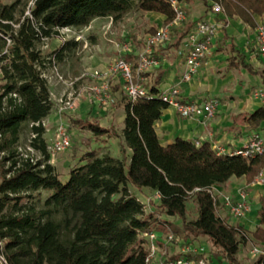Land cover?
<instances>
[{"label":"trees","instance_id":"16d2710c","mask_svg":"<svg viewBox=\"0 0 264 264\" xmlns=\"http://www.w3.org/2000/svg\"><path fill=\"white\" fill-rule=\"evenodd\" d=\"M223 1L250 23L251 15L264 13V0ZM134 12L159 13L163 24L174 18L169 0H0V255L7 264H150L145 235L153 231L193 247L204 237L214 264H239L241 246L253 238L264 242V194L258 197L255 229L248 232L220 215L212 192L231 178L251 183L264 166V151L251 157L217 154L208 142L179 137L161 145L154 123L168 105L158 81L144 84L148 95L134 102L123 94L121 131L78 121L97 140L118 139V154L89 146L70 166L68 180L59 179L43 125L54 106L45 75L56 66L68 78L59 65L81 44L62 30H82L96 18L117 24ZM183 23L170 36L180 30L179 38L185 37L192 25ZM53 38L62 39L60 46L44 51ZM260 76L264 84V68ZM243 119L264 132L262 107ZM129 185L154 193L151 210ZM189 201L195 210L190 219ZM197 248L188 255L193 261L205 258ZM255 264H264V250Z\"/></svg>","mask_w":264,"mask_h":264},{"label":"crops","instance_id":"0c3cea01","mask_svg":"<svg viewBox=\"0 0 264 264\" xmlns=\"http://www.w3.org/2000/svg\"><path fill=\"white\" fill-rule=\"evenodd\" d=\"M213 3L220 4V12L213 10ZM180 5L186 15L183 22H190L192 25L189 31L197 21L210 20L219 26L217 35L212 39L209 52L197 72L188 81H184L182 75L186 69L185 58L188 50L186 36L179 38L180 30L178 34H172L167 42L153 48L152 55L157 59V65L144 73V84L150 86L158 81L156 87L159 92L163 93L177 88L182 100L200 102L207 98H214L218 106L213 117L200 115L194 118H184L174 108H166L154 123L158 140L161 145L165 146L179 137L193 140L198 145L208 142L211 147L216 144L227 152L235 151L245 144L252 131H259L250 129L243 118L262 107L260 101L254 98L253 91L264 85L260 76L264 68V60L258 55L255 32L256 24L264 23V13L251 15L252 23H250L234 13L233 6H229L223 0H180ZM136 19L140 22H136ZM103 23L110 28V19L96 18L88 27L73 31L72 36H65L68 39L75 38L81 43L75 55L65 59L64 63L59 65L65 76L78 77L86 71L102 70L118 56H125L126 53L122 51L116 57L117 53L114 48L112 49L108 44L110 48H102V38L98 35L97 27ZM130 23V28L135 29L133 31L135 38L128 36L130 44L133 42L134 47L127 51V56L136 66L139 57L138 45H144L146 40V38L143 41L140 40L136 29L147 27L148 35H151L153 33L151 31L155 32L164 25V16L154 12L144 14L134 12L131 13ZM182 23L174 28L176 30L181 28ZM115 29L116 25H113L110 29L111 34L118 33ZM119 36L124 37L125 34ZM51 41L54 47H50L49 51L56 49L62 43L61 38H53ZM47 45L49 46V43ZM244 65H249L250 69ZM92 82H94L92 79L84 78L76 83L75 88L80 91V94L75 108L62 115L57 113V99L64 93L65 88L61 84H50L54 106L51 114L44 120L45 137L51 139L50 143L59 120L66 122L72 132L77 129L78 121L98 122L102 127L109 129L114 128L115 123L120 125L123 122L124 110L121 98L124 91L120 78H111L110 94L114 103L106 107L96 104L86 91V87ZM121 129L122 127L119 131ZM110 140L100 138L98 142L103 148V144L107 145ZM50 161L57 168L59 164L55 163V159L51 158ZM247 188L250 191L247 193L249 201L258 204V197L264 194V185L248 183L242 177L231 178L226 184L216 185L212 190L224 191L233 199H238V191ZM255 225L256 219L252 218L251 214L241 218L240 226L244 229L249 230ZM177 253L178 251L174 255ZM245 256L239 251L237 256L239 264H247Z\"/></svg>","mask_w":264,"mask_h":264},{"label":"built area","instance_id":"2783aa9c","mask_svg":"<svg viewBox=\"0 0 264 264\" xmlns=\"http://www.w3.org/2000/svg\"><path fill=\"white\" fill-rule=\"evenodd\" d=\"M169 1L174 11V18L149 35L144 43L143 51L139 54L136 66L123 56H118L105 69L86 71L78 77L65 78L56 66L51 69L50 73L45 75L49 84H61L65 88L64 93L57 99V113L59 115L74 110L76 100L80 94L75 85L79 80L84 78H90L94 81L86 87V91L92 100L101 107L110 106L114 102L110 94V81L112 77L120 78L124 94L130 102L148 95L147 89L144 86V73L157 65V59L152 55L153 48L165 43L170 37L172 28L180 25L186 19L184 10L178 6L177 2L175 0ZM213 10L220 12V4L213 3ZM218 29L219 26L214 21L199 20L186 35L188 50L185 58L186 69L182 75L184 81H188L201 66V63L209 52L212 39L217 35ZM255 32L258 55L264 60V23H257ZM125 48L127 47L124 46L121 50L123 51ZM253 96L260 101L264 109V85L256 88L253 91ZM161 99L167 103L168 107L174 108L184 118H194L200 115L213 117L218 106L217 100L214 98H207L200 102L182 100L179 97L177 88L163 92ZM43 125L45 126L44 122ZM69 145L70 137L65 129L64 122L59 120L55 127L54 137L51 143L48 144L51 158L56 154L64 152ZM212 149L217 154L251 157L264 151V136L259 131H252L245 144L235 151L227 152L223 147L216 144L212 146ZM254 182L255 185H264V166L258 172ZM223 205L231 215L237 218L244 217L251 209L248 194L241 190L238 191V199H233L229 195L224 196ZM145 237L150 243L149 255L146 258V261L150 263L155 255L160 234L153 231L147 233ZM199 251L197 247L185 245L178 250L175 258L163 260L159 264H209L205 258L193 261L188 257L189 254L198 253ZM252 253L257 254L262 252L254 248ZM0 264H7L1 255Z\"/></svg>","mask_w":264,"mask_h":264},{"label":"rangeland","instance_id":"374dc122","mask_svg":"<svg viewBox=\"0 0 264 264\" xmlns=\"http://www.w3.org/2000/svg\"><path fill=\"white\" fill-rule=\"evenodd\" d=\"M2 1L3 2H9L11 0H2ZM130 20H131V13H129L121 22H119L117 24L111 23L110 28H107L106 23L105 24L103 23L99 27H97L98 28L97 29L98 35L102 38V48H107V49L110 47L112 49L114 48L115 52L117 53L116 54V57H117L122 52L121 49L124 46H126L127 48H125L123 50V52H125L126 53L125 56H127V54H128L127 51L131 47H134V45L132 44L133 42L130 44L129 37L135 38V35L133 33V31H135V29L133 30L132 28H130V24H131ZM135 21L140 22L139 19H136ZM113 25H116L115 32H118L117 34H114V33L111 34L110 29L112 28ZM143 27H145V26H143ZM146 28L147 27L142 29V27H138L136 29V31L138 32V34L137 33L136 34L138 36H140L141 41H143V40H145V38L147 39L149 37V35H148L149 33H148V30H146ZM62 32L64 33V36H66V37L73 35V31H71L69 29H63ZM123 34H125L124 37L119 36V35H123ZM117 35L119 36V39H118ZM108 39H109V41H108ZM48 43H49V46L47 45ZM48 43H46V45H45L47 47L43 48L44 51H47V52L50 50V47H54L53 41H51V42L48 41ZM117 46H118V49H117ZM138 46L139 47L137 49V52L140 54L143 51L144 45H142V46L138 45ZM121 56H123V55H121ZM125 56H123V57H125ZM64 125H65V129H66V131L70 137V145L64 152L56 154L53 157L55 159V163L59 164L57 166V170L59 172V179L62 182H66L68 180L70 166L72 164H74L75 162H77L78 156L80 155V153L83 150H85L89 146H91V148H96L97 146H100V143L92 134L90 135V133L87 130L80 128V124L77 126V129H75L73 132L69 130L68 126L66 125V122H64ZM122 126H123V122L120 125L115 123L114 128L116 129V131H119V128ZM258 130L264 136V132L261 129H258ZM100 138H104V136H102ZM47 139H48L47 140L48 144H50L51 139H49V137H47ZM21 140H22V142H24L25 136H23ZM88 140H89V142H87ZM118 147H119V140L118 139H111L110 143H108L107 145L103 144V150L110 151L114 157H116V155L118 154ZM256 176L254 177V179L252 181L253 184H255L254 181H255ZM129 190L132 194L137 196L144 203L146 211H149L152 209L154 202H155V195L152 191H150L148 188H143V189L139 190L132 185H129ZM241 191H244L246 193L250 192L249 188L241 189ZM212 192H213V195L215 197H217V199L220 202V205H221L220 209H219L220 215L223 217H226L227 220H229L230 224L241 225V218H243V217H241V218L234 217L233 215L230 214V212L223 205V197L228 195V194H226V192H224V191L217 192V190H212ZM257 207H258L257 203H255V202L251 203V209L244 217L251 214V217L256 219ZM188 209L189 210H188L187 218H189V219L193 218L195 216V210L192 206L191 201L188 202ZM171 220L174 221V223L176 225L179 224L177 221H175L173 219H171ZM254 229H255V227H250L248 232H252V231H254ZM167 236L168 235L166 233L160 234L159 243H161V245L157 244V249H156L155 255L153 256V259L151 260L150 264H159L161 261L169 258L171 255H174V253L176 251H178L182 246H185L184 240L182 238H179L178 240L177 239L170 240L169 238H167ZM194 244L197 247L201 248L202 251H204V256H205V259L208 261V263L214 264V263L209 262V253H210L211 245L208 242V240H206L204 237L199 236V237H197V240L194 242ZM254 248H256L260 252H262L264 250V242L260 241L259 239L253 238L247 244L241 246L240 251H241V254L246 255L245 257H246V263L247 264H255V261L257 260V258L261 254V253H257V254L254 253L253 254L252 250Z\"/></svg>","mask_w":264,"mask_h":264}]
</instances>
